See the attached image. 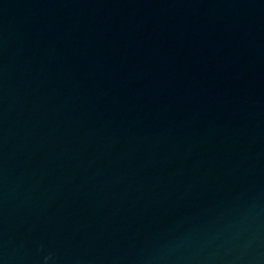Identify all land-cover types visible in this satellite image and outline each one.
<instances>
[{
    "label": "water",
    "instance_id": "1",
    "mask_svg": "<svg viewBox=\"0 0 264 264\" xmlns=\"http://www.w3.org/2000/svg\"><path fill=\"white\" fill-rule=\"evenodd\" d=\"M0 264H264V0H0Z\"/></svg>",
    "mask_w": 264,
    "mask_h": 264
}]
</instances>
